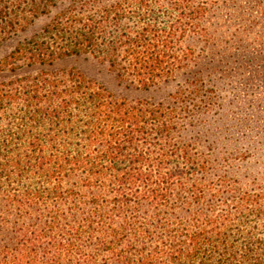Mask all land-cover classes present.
<instances>
[{
  "label": "trees",
  "instance_id": "obj_1",
  "mask_svg": "<svg viewBox=\"0 0 264 264\" xmlns=\"http://www.w3.org/2000/svg\"><path fill=\"white\" fill-rule=\"evenodd\" d=\"M208 11L204 0H0V44L48 18L0 74L90 55L159 88L195 57L183 43L207 30ZM169 96H119L77 68L0 80V264H264V187L206 181L211 156L175 137L190 95Z\"/></svg>",
  "mask_w": 264,
  "mask_h": 264
},
{
  "label": "rangeland",
  "instance_id": "obj_2",
  "mask_svg": "<svg viewBox=\"0 0 264 264\" xmlns=\"http://www.w3.org/2000/svg\"><path fill=\"white\" fill-rule=\"evenodd\" d=\"M204 1L209 3L208 15L203 20L207 30L183 43L196 47L195 57L159 88L145 90L121 81L107 64L90 55L71 56L53 65L25 67L15 74H0V80L36 74L42 69L77 68L113 93L131 99L169 103L170 93L185 90L190 95L181 121L185 139L178 134L175 137L193 142L195 152L211 156V169L205 180L217 181L225 175L237 180L232 183L235 187H264V0ZM47 21L46 16H40L25 31L7 37L0 44V61ZM196 70H200L202 85L200 93L194 96L190 92L192 73ZM199 178L194 175L189 183Z\"/></svg>",
  "mask_w": 264,
  "mask_h": 264
}]
</instances>
